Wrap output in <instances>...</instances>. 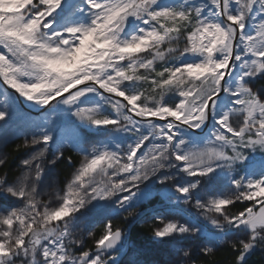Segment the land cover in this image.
Masks as SVG:
<instances>
[{"label": "snow or ice", "instance_id": "obj_1", "mask_svg": "<svg viewBox=\"0 0 264 264\" xmlns=\"http://www.w3.org/2000/svg\"><path fill=\"white\" fill-rule=\"evenodd\" d=\"M258 77L264 0H0V128L20 118L9 89L47 116L28 118L18 147H40L22 174L0 176V197L16 201L0 207V264H121L128 237L110 218L95 251L77 253L74 233L88 212L133 216L157 184L187 217L156 213L157 241L201 238L204 256L227 243L247 264L264 247ZM83 133L102 138L86 148ZM69 142L83 161L53 206L41 199L44 160L64 158ZM193 204L198 215L184 208Z\"/></svg>", "mask_w": 264, "mask_h": 264}, {"label": "rangeland", "instance_id": "obj_2", "mask_svg": "<svg viewBox=\"0 0 264 264\" xmlns=\"http://www.w3.org/2000/svg\"><path fill=\"white\" fill-rule=\"evenodd\" d=\"M252 87L254 90L256 89L254 87V82L252 83ZM4 88H5V85H3L2 82H0V105L6 102L3 99V95H2ZM8 91H9L10 99L13 95L15 96V103L19 109L20 118H18L15 122L10 123L0 128V159L6 158V149L8 148L9 145L17 147V146H22L24 144L23 135L25 133H30V128L28 127V118H30L31 121H40V120H44L47 118L45 113L39 107H35V108L32 107L30 102H26L22 98H20L18 94H14V90L9 89ZM48 107H51V105H49ZM52 119L55 120V115L52 116ZM83 135L89 141L88 144L83 145V147H86V148H91L92 144L95 143L97 139L102 138V137H98L97 135L89 134V133H83ZM39 147L40 146L20 147L24 151V154L21 156L17 164V167L14 170L15 173L9 176L3 173L0 169V176L6 175L9 182L14 181L24 171V168L22 167L21 162L24 159H28L30 156H32ZM67 150H72V152L76 154L77 156L76 170L71 171V173L68 176H62L61 172L57 169V167H55V164L50 165L48 163L50 160L55 159V155L52 150H49L44 160V166L48 173V178L41 185V190L43 192L41 199L44 202L51 201V204L53 206L59 203L57 199V195L58 194L63 195L65 186L72 179L73 175L76 173L77 169L80 167L83 161V156L80 154L79 151L73 150L71 146V142L65 145L64 154ZM0 168H1V165H0ZM179 180H180V177H177L176 182H179ZM167 188H168L167 185H158V184L154 185L153 197L157 196V193H160L161 198H159V200L161 202L159 203V205L155 207H149L146 211H139L141 210V208H137V209H134V213L137 215L138 214L143 215L146 212H152L151 214L147 215L148 217L147 219L154 220L153 222L155 224L157 223V227H160L161 225L158 220L153 219V216L156 213L163 215L166 219H174V220H177L183 223L187 217L184 216L183 214H177L178 210L173 205L169 204L167 200L162 198L163 193L167 191ZM227 191L230 192L231 188L229 187ZM14 204H16V201H14L13 199L11 198L5 199L3 197H0V207H8L9 205H14ZM184 208L187 209V211L191 215H198L200 211L195 208L194 204L184 205ZM120 210L124 211V209H120L117 207L114 213ZM114 213L110 217L105 218V217L99 216L95 212H88L81 219L74 233V236L77 239L83 240V244L80 247H78L79 250H82L85 246H88L87 239H90L93 235L96 236V232L99 227L101 228V232L97 234V239L99 238V236L102 235L107 219L116 217L115 216L116 214ZM209 227L211 226L209 225ZM89 233H92V235L89 236L88 235ZM231 238L235 239V237H231ZM193 239H195L194 241L201 243L202 246L205 243L203 239L200 240L201 242L199 241V239L201 238H192V237H188V238H184L180 240H169L167 243H161L153 237V240L157 242V245L152 246V247H143V248H139V249L132 250V251L130 249L129 251L128 246H127L124 253L121 254V259L124 257L125 263H128L127 261H130L133 264H152V263L159 264L156 260L157 258L160 264H179L178 260L183 255L182 250L188 249L189 247H191L193 243ZM79 250H76L77 253H79ZM83 250H89V249H83ZM158 254L159 256H156ZM180 264H183V262H180Z\"/></svg>", "mask_w": 264, "mask_h": 264}, {"label": "trees", "instance_id": "obj_3", "mask_svg": "<svg viewBox=\"0 0 264 264\" xmlns=\"http://www.w3.org/2000/svg\"><path fill=\"white\" fill-rule=\"evenodd\" d=\"M255 90H259L261 95L264 96V78H257L254 81ZM24 154V151L20 147L9 145L6 149V158L5 162L1 165V171L9 176L15 173V168ZM71 157L72 163L69 164L67 158ZM77 165V156L72 152V150H67L64 154V158L58 160L55 163V167L61 172L62 176H68L71 171L76 170ZM153 200L152 203H148L145 201V207H141L139 211H146L149 207L158 206L161 202L157 196L151 198ZM252 202H244L237 203L235 206H229V211L231 213H237L242 210L245 206H251ZM134 211V210H133ZM152 212H146L143 215H137L134 213L133 216H129L125 211H117L112 220V224L114 228H121L125 235L128 237V250H136L143 247H152L157 245V242L153 240V231L157 228V223L155 224L154 220L147 219V215ZM101 232V228L99 227L96 236L93 235L90 239H87L88 246H85L83 249H91L95 250V241L97 239V234ZM99 236V235H98ZM100 237V236H99ZM192 240V239H191ZM192 246L188 249H191L190 257H182L178 260L183 262V264H191L192 261L195 264H234L236 253L233 251L231 246L227 243H219L216 247L215 254L212 256H204L200 252V248L202 247L201 243L194 241ZM202 239H199V241ZM201 242V241H200ZM76 250H79L78 248ZM129 250V251H130ZM81 251V250H79ZM156 256H159L156 255ZM247 264H264V247L255 248L252 253L247 256ZM124 257L121 259V264H133L130 261L128 263L124 262ZM157 262L160 264L159 260L156 258ZM156 264V263H152Z\"/></svg>", "mask_w": 264, "mask_h": 264}]
</instances>
